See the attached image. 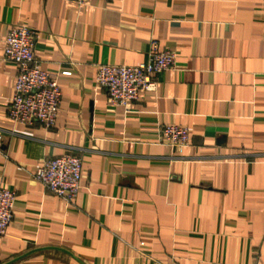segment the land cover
Here are the masks:
<instances>
[{"label": "crops", "instance_id": "obj_1", "mask_svg": "<svg viewBox=\"0 0 264 264\" xmlns=\"http://www.w3.org/2000/svg\"><path fill=\"white\" fill-rule=\"evenodd\" d=\"M18 24L61 97L51 129L14 123L17 66L0 63V186L16 193L0 264H264V0H0V58ZM152 40L174 68L112 105L98 67L144 62ZM165 125L188 144L161 142ZM65 154L72 204L32 177Z\"/></svg>", "mask_w": 264, "mask_h": 264}, {"label": "built area", "instance_id": "obj_2", "mask_svg": "<svg viewBox=\"0 0 264 264\" xmlns=\"http://www.w3.org/2000/svg\"><path fill=\"white\" fill-rule=\"evenodd\" d=\"M85 4L90 0H69ZM37 32L24 25L10 28L3 40L0 63L14 62L17 66L14 92L8 106V116L16 124H39L51 129L56 121L61 91L55 76L41 68V62L34 55ZM175 66V53L159 49L152 40L147 60L135 65L101 64L96 74V83L106 89L109 102L114 106L126 107L138 98L141 92L155 89L154 75ZM64 74H69L65 71ZM161 142L172 148L186 146L189 134L187 128L165 125L160 128ZM2 136L0 134V147ZM32 177L50 192L66 203L72 204L81 187L80 157L65 154L45 160L32 173ZM16 193L0 186V238L12 218ZM163 264H175L165 262Z\"/></svg>", "mask_w": 264, "mask_h": 264}]
</instances>
